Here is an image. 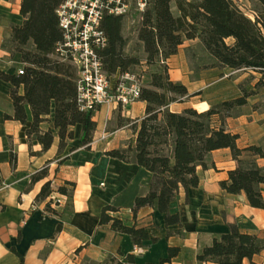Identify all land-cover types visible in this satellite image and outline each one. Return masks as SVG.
<instances>
[{"label": "trees", "instance_id": "16d2710c", "mask_svg": "<svg viewBox=\"0 0 264 264\" xmlns=\"http://www.w3.org/2000/svg\"><path fill=\"white\" fill-rule=\"evenodd\" d=\"M62 1L21 0L23 22L11 27L9 43L20 54L23 67L15 75L0 72V79L11 85L13 115L6 118L24 125L28 109L31 123L26 130L27 139L38 143L43 151L51 147L55 136L59 151L62 150L73 139L71 128L77 125L82 132L80 145L89 144L96 128L93 112L78 109L74 69L53 57L54 47L61 39L56 9ZM253 1L259 10L251 20L233 0H149L136 28V41L145 54L143 60L125 53L127 41L122 35V17L107 16L101 23L107 44L99 51V57L108 76L132 72L141 63L152 69L139 98L145 103L144 116L134 123L123 121L130 123L135 132L133 144L105 155L125 163L132 161L150 174L148 192L135 198L131 212L135 217L140 208H152L162 217L165 227H178L167 235L180 234L181 227L179 215L170 213V205L180 188L187 191L198 186L197 168L206 169L211 165L208 155L215 150L229 149L236 162L227 180L220 183L221 189L228 194L243 193L250 207L264 209L260 188L264 185V168L257 166L253 159L242 158L245 153L264 158V151L256 145L238 148V136L224 128L231 111L245 106L253 91L240 85L239 97L220 102L204 112L185 108L175 113L168 108L172 103L196 95H189L185 86L172 82L166 65V60L177 53L184 40H199L214 61L212 68L256 73L260 77L254 88L264 87V0ZM173 4L178 16L172 14ZM250 79L254 77L250 75ZM45 176V170L39 172L30 184ZM73 189L74 184L66 182L53 190L47 182L36 202H45L44 214L57 216L55 207L62 199L68 205ZM117 212L112 206L102 208L99 225H109L113 232L129 236L135 246L156 242L145 228L136 224L127 226L119 216L110 215ZM262 250L264 239L229 225L228 232L203 248L196 260L198 264H243L245 260L253 264L252 258ZM179 251L177 247H168L166 257L146 264H169ZM123 262L139 264L132 254L123 256L122 261L109 258L102 264ZM19 264H22L21 257Z\"/></svg>", "mask_w": 264, "mask_h": 264}, {"label": "crops", "instance_id": "0c3cea01", "mask_svg": "<svg viewBox=\"0 0 264 264\" xmlns=\"http://www.w3.org/2000/svg\"><path fill=\"white\" fill-rule=\"evenodd\" d=\"M20 4L21 0H0V72L6 75L18 74L23 67L20 54L9 43L11 27L23 22ZM195 47L206 52L199 40H184L177 53L166 60L170 80L185 86L189 95L196 94L170 104L171 112L180 113L185 108L204 112L239 97L237 82L232 95L228 90L225 79L232 74L241 73L239 78L252 75L253 90L260 77L253 72L212 68L213 74L223 76L210 82L203 75H194L190 66ZM10 91L11 85L0 79V264H19L20 257L22 264H102L109 258L122 261L127 254H132L137 263L146 264L166 257L168 247L180 250L169 264H198L196 256L228 232L229 225L264 239V209L250 207L243 193L228 194L220 187L236 167L229 149L208 155L211 165L197 168L196 188H180L170 205V213L179 215L180 234L167 235L178 227H165L162 217L152 208H140L135 217L131 212L135 198L147 194L150 174L132 161L125 163L105 155L133 144L135 132L130 123L123 121L138 122L144 116L145 103L139 100L126 109L102 106L93 113L96 128L89 144L80 145L82 132L77 125L71 128L73 139L62 150L55 136L51 147L43 151L38 143L27 139L31 123L28 109L24 125L6 118L13 115ZM260 95V91L255 92L238 115L225 119L224 128L238 136L236 144L240 149L256 145L264 151V101ZM47 126L51 128V124ZM242 158L253 159L264 168V158L246 153ZM43 170L46 176L30 184L31 178ZM47 182L53 190L66 182L74 184L69 204L62 199L55 207L57 216L44 214L45 202H36ZM260 188L264 197V185ZM105 206L117 208L118 212L111 216H119L127 226L145 228L156 242L135 246L129 236L113 232L109 225H99ZM136 247L144 252L134 255ZM252 263L264 264V250L252 258ZM243 264L250 262L245 260Z\"/></svg>", "mask_w": 264, "mask_h": 264}, {"label": "built area", "instance_id": "2783aa9c", "mask_svg": "<svg viewBox=\"0 0 264 264\" xmlns=\"http://www.w3.org/2000/svg\"><path fill=\"white\" fill-rule=\"evenodd\" d=\"M149 0H63L56 9L61 39L53 57L70 65L76 74V103L81 112H95L102 106L126 109L139 101L142 83L132 72L108 76L99 57L107 44L101 23L107 16L141 20ZM134 21V20H133ZM133 23V22H132ZM21 72V71H20ZM19 72V73H20ZM102 135L101 139H104ZM144 252L136 247L134 255Z\"/></svg>", "mask_w": 264, "mask_h": 264}, {"label": "rangeland", "instance_id": "374dc122", "mask_svg": "<svg viewBox=\"0 0 264 264\" xmlns=\"http://www.w3.org/2000/svg\"><path fill=\"white\" fill-rule=\"evenodd\" d=\"M233 1L248 18H250L251 20L254 19L255 13L259 10V5L255 1L253 0H233ZM171 11L173 15L178 13L174 4L171 6ZM139 21L140 20H137V15L134 11L131 12L130 17L123 18L122 35L127 41V44L125 47V53L128 55L137 56L143 60L145 58V54L143 52L142 46L138 44L136 41V28H137ZM227 42L229 43L230 40H227ZM194 53H195L194 61H193V64L190 66L191 69L194 70V75H203L206 78L205 80L209 82L223 76V74L221 73L213 74V72H211L214 61L212 58L206 56L207 52H204V50H202L200 47H195ZM151 70H152L151 68L148 69L143 63H141L140 65L133 68L132 73L138 75L142 83V86H144L149 80L148 76ZM240 74L241 73L232 74L226 79L224 78L225 80H227L228 90H230L231 92L230 94L231 95L233 94L232 87L234 83L237 82L238 88L240 85H242L247 91H253V94L255 92L260 91L261 99L262 101H264V87L258 88V89H255L253 87V90H251L253 79L251 80L250 76L239 78ZM194 101H197V100L195 99ZM241 111L242 110L240 108L234 109L233 111H231V114L232 116H236Z\"/></svg>", "mask_w": 264, "mask_h": 264}]
</instances>
